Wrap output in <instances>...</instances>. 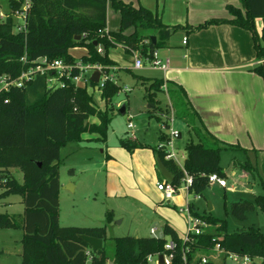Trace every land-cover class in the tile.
Instances as JSON below:
<instances>
[{"label":"trees","instance_id":"16d2710c","mask_svg":"<svg viewBox=\"0 0 264 264\" xmlns=\"http://www.w3.org/2000/svg\"><path fill=\"white\" fill-rule=\"evenodd\" d=\"M30 1L27 31L16 30L17 19L14 16L0 17V76H19L29 66L22 61L25 54L29 60L46 55L50 59L75 62L77 58L70 53L75 47L87 49L81 57L84 62L100 63L106 68L116 65L109 52L119 44L127 53L139 52L146 62L153 58L154 51L181 29H202L213 24L231 23L252 31L257 57L262 61L253 71L264 78V27L259 33L255 23L256 18L264 19V0H242L244 11L228 5L232 18H211L192 27L165 24L154 11L143 6L135 7L123 0ZM109 2L113 9L120 12L118 30H107L106 8ZM8 5L16 9L22 2L8 0ZM129 29L132 31L128 32ZM153 31L157 35L156 42L149 35ZM95 42L98 44L95 45ZM98 45L103 47V53L98 52ZM111 68L106 69L108 73ZM138 78L145 83L150 81L146 94L153 103L150 110L154 114L168 115L171 106L157 105L156 94L162 90L164 80ZM97 85L91 81L90 85L77 86L69 81L65 87H50L46 75H37L22 88L0 92V188L3 189L0 197L20 195L25 204L24 213L18 216L0 213V228L18 227L24 230L22 264H106L111 257L105 245L93 251L80 237V234H89L105 241V227L60 226L61 148L70 141H82L85 133H97L106 140L112 119L110 104L120 91L116 77H110L101 89L102 100L106 103V108L101 109L92 91ZM172 94L171 99L181 95L188 104L183 88L173 90ZM189 113L188 110L183 119L199 140L191 137L187 142L184 168L193 179L189 193L202 195L210 186V174L227 175L221 164V153L225 147L208 139L197 127L195 116ZM93 116L98 118L97 123L90 122ZM164 123L169 127L166 120ZM159 138V142L166 143L169 135L161 129ZM121 143L128 150L145 145L128 138L122 139ZM153 149L174 174L173 184L179 188L185 178L184 170L174 159H167L166 147L159 148L157 145ZM242 167L253 174L257 172L249 160ZM12 168L23 171V182L11 173ZM260 180L264 187V181ZM256 207L264 212V194L256 195L253 201L241 198L232 204L231 210L238 219L244 220ZM190 209L193 215L202 217L214 229L195 235L190 242H183L168 222L163 226V237H114L111 259L115 264H148L149 254L165 251L166 236L177 242L171 264H183L184 251L191 264L200 263L203 256L208 257L206 264H214L210 254L218 244L225 258L248 255L264 259V232L260 227L253 225L229 232L226 220L211 213H199L193 203H190ZM107 218L111 220L113 214L109 212ZM137 244L141 251L139 257L136 255Z\"/></svg>","mask_w":264,"mask_h":264},{"label":"rangeland","instance_id":"374dc122","mask_svg":"<svg viewBox=\"0 0 264 264\" xmlns=\"http://www.w3.org/2000/svg\"><path fill=\"white\" fill-rule=\"evenodd\" d=\"M5 1L0 0V9L6 12L9 8ZM140 1L154 6L158 0ZM106 16L108 28L117 30L121 16L110 2L106 8ZM17 22L21 23L22 19ZM70 52L77 54L80 50L71 49ZM111 54L121 68V78H117L112 70L110 73L106 70L109 76L116 77L120 86L119 93L110 104L112 119L108 125L107 139H101V135L97 133H85L82 141H70L61 148L60 226L105 227L104 245L111 255L106 264H115L111 259L114 253V237H163V226L165 222H169L175 226L179 236L184 238L188 233L189 220L187 211L181 212L180 209L189 207L190 203L201 214L211 213L226 220L229 232L253 225L264 232V212L259 207L249 212L244 220L238 219L231 210L232 204L241 198L253 201L256 195L264 194L258 172L253 174L247 171V174L242 166L235 165L237 160L234 156L242 162L247 160L241 152L223 149L221 153V164L227 172L226 187L214 183L202 195H195L188 192L186 184H182L170 203L165 199L164 193L157 187L163 176L156 165L153 148L160 141L159 134L166 114H154L150 110L153 106L149 107L151 102L146 97L150 84L139 81L138 76L143 73L142 70L131 71L127 68L130 56L126 50L117 45L111 48ZM133 54L140 55L139 52ZM172 91H159L156 94L157 105L165 107L171 104L175 109L172 126L182 136L174 138V147L176 160L183 165L187 142L191 137L195 141L199 138L194 132L190 133L183 119L188 110L193 117L194 113L183 96L171 99ZM94 93L97 104L105 109L102 90L96 89ZM124 105L127 110L122 114L120 108ZM98 121L97 117L90 118V122ZM129 122H133L135 127L129 129ZM125 138L145 145L128 150L121 143ZM11 173L18 181L23 182L24 173L21 169L12 168ZM250 185L252 188H249ZM2 192L3 189L0 188V195ZM24 209L25 204L20 195L0 197V213L18 216L24 213ZM109 212L113 214L111 220L107 218ZM152 228L156 230L155 234L151 233ZM212 229L214 227L210 224L205 228ZM23 236L24 230L21 228H0V264H22ZM166 238L170 239L169 236ZM220 254V250L212 251L210 257ZM242 261L243 257L228 256L225 264H241ZM216 264L224 262L218 261Z\"/></svg>","mask_w":264,"mask_h":264},{"label":"crops","instance_id":"0c3cea01","mask_svg":"<svg viewBox=\"0 0 264 264\" xmlns=\"http://www.w3.org/2000/svg\"><path fill=\"white\" fill-rule=\"evenodd\" d=\"M123 1L154 11L165 24L191 27L211 18H232L228 5L244 11L242 0H158L154 6L140 0ZM5 2L8 4V0ZM8 8L6 12L10 11L9 5ZM255 23L256 30L262 33L264 19L256 18ZM107 30L110 31L108 26ZM149 35L157 39L154 31ZM184 37H187L186 44ZM72 49L80 50L77 54L70 52L77 59L87 53L85 47ZM157 52L161 59L169 61L167 70L155 67L149 61L142 68H135L133 53H128L130 64L127 68L142 70L139 76L163 79V91L183 88L197 127L225 149L241 152L257 169L259 179L264 181V78L253 71L262 61L257 57L252 31L231 23L193 30L187 27L174 33ZM109 56L114 60L111 49ZM111 69L120 79L119 64ZM139 81L145 83L142 79ZM152 106L151 103L149 107ZM234 159L237 160L235 165H243L236 156ZM244 171L247 173L248 170ZM226 260L223 254L212 258L214 264L218 261L225 264Z\"/></svg>","mask_w":264,"mask_h":264},{"label":"built area","instance_id":"2783aa9c","mask_svg":"<svg viewBox=\"0 0 264 264\" xmlns=\"http://www.w3.org/2000/svg\"><path fill=\"white\" fill-rule=\"evenodd\" d=\"M15 1H21L22 5L20 8H12L10 7L9 12H4L0 9V17L1 18H7L9 16H14L17 20L22 19V22L16 23V30H26V18L28 10L31 6L30 0H15ZM183 42L187 43V37H184ZM98 52L103 53V47L101 45H98ZM22 61L24 63H29V66L24 69L21 74L17 77H12L7 74H3L0 76V92L1 91H10L14 87L22 88L24 85L34 79L37 75H46L47 81L50 87H65L67 85V82H73L77 86L78 85H90L92 79V75L94 72L99 71L100 72V79L97 83L98 85L93 89H99L101 90L105 82L111 77L106 72V67L103 64L100 63H92V62H84L81 58L77 59L75 62H67L62 58H55L50 59L46 55L39 56L35 59L29 60L27 54H25L22 57ZM153 66L162 68L164 70H167L169 67V61H164L161 59L158 55L157 50L153 53V58L148 60ZM145 64V61L143 57L140 55H136L134 58V66L135 68H142ZM171 112L165 116L166 121L169 124V127L166 123H163L162 128L164 131L169 135V140L166 143L159 142L158 147H166L167 149V159H174L177 164L184 170L185 178L183 180L182 184H186V187L189 192V187L193 182L192 177L188 174V172L184 168V164L181 165L176 160V151L174 147V138L179 137L181 135V132L177 129H174L172 124L175 119V114L173 108H170ZM135 125L133 122L128 123V128L132 129ZM186 157V155H185ZM184 157V160H185ZM209 182L210 185L214 183H218L222 187L227 186V181L225 177H221L217 173H212L209 176ZM157 187L160 191L164 193L165 199L170 203L174 194L179 189L177 188L173 182H168L166 179H163L162 181L158 182ZM181 212L187 211L188 213V233L185 235L184 238H182L183 242H190L194 239L195 235H200L205 231V228L209 226V223L203 219L202 217L195 216L192 214L190 206L187 208H181ZM155 229L152 228L151 232L155 234ZM177 248V242L173 240L172 238L168 239L165 243V251L162 253H156V254H149L147 256L148 264H171L174 257H175V249ZM220 250L223 251L218 244L214 251ZM163 255V262H160L159 256ZM230 256H238V255H230ZM243 257V261L241 264H264V259L262 258H252L248 255L245 256H238ZM208 262V257L203 256L200 263L196 264H206ZM183 264H191L188 261V257L186 252L183 253Z\"/></svg>","mask_w":264,"mask_h":264},{"label":"water","instance_id":"95a60500","mask_svg":"<svg viewBox=\"0 0 264 264\" xmlns=\"http://www.w3.org/2000/svg\"><path fill=\"white\" fill-rule=\"evenodd\" d=\"M77 38H80V36H78ZM151 38L153 39L154 42H156V36H151ZM98 43L95 42V45H97ZM92 81L98 83L99 79H100V72L96 71L94 72V74L91 77ZM153 105V103H152ZM120 112L122 114L126 113V107L125 105L122 106L120 108ZM156 159V163L157 166L162 174V176L164 177V179H166L168 182H173L174 181V174L167 168V166L165 165L164 161L161 159V157L159 155L156 154L155 156ZM212 206H210V210H211ZM80 237L86 242L88 243L93 251H97L99 249H102L104 247V239L103 238H98L95 236H91L89 234H80ZM140 245L137 244L136 247V255L139 257L140 256ZM159 260L160 262H163V255L161 254L159 256Z\"/></svg>","mask_w":264,"mask_h":264}]
</instances>
